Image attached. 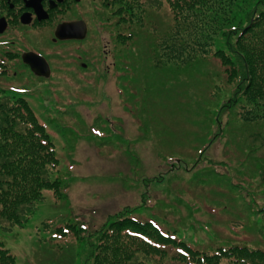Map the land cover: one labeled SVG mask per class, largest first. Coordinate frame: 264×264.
Returning <instances> with one entry per match:
<instances>
[{"label":"rangeland","instance_id":"obj_1","mask_svg":"<svg viewBox=\"0 0 264 264\" xmlns=\"http://www.w3.org/2000/svg\"><path fill=\"white\" fill-rule=\"evenodd\" d=\"M90 3V26L99 18L102 36L91 26L82 41H52L48 32L40 37L21 26L13 48L0 49V87L23 94L44 124L58 163L50 175L66 192L56 198L51 187L44 188L25 222L0 227V241L15 264H82L84 244L71 229L61 235L53 227L80 221L92 231L124 204L131 207L128 215L153 220L203 248L264 246L256 233L264 217L249 209L264 204V188L258 175L248 186L241 174L263 172L257 146L264 148V120L237 115L242 95L215 55L179 66L154 63L162 49L156 38L172 26L167 0L143 4L142 25L132 26L128 40L116 35L111 22L115 4ZM130 12L124 6V16ZM21 47L42 53L50 74L37 76L20 58L19 66L13 50ZM83 60L93 68L83 67ZM233 173L244 179L239 189L228 179ZM176 248L168 245V254Z\"/></svg>","mask_w":264,"mask_h":264},{"label":"trees","instance_id":"obj_2","mask_svg":"<svg viewBox=\"0 0 264 264\" xmlns=\"http://www.w3.org/2000/svg\"><path fill=\"white\" fill-rule=\"evenodd\" d=\"M104 1L108 7L115 4L111 22L116 27V35L128 40L132 37V26L142 25L143 4H154L160 0ZM167 2L172 12V26L169 32L156 38L155 45L158 43L162 49L154 56V63L170 61L179 66L196 56L215 55L223 74L236 81L235 88L242 95L237 115L245 121L264 120V0ZM124 6L131 9L129 15L124 16ZM238 94L234 99L238 100ZM257 147L264 154V148ZM249 149L251 151L255 147ZM245 155L247 161L252 160L251 155ZM57 165L53 141L27 98L23 94L8 93L0 87L2 230L25 222L35 210L44 188L51 187L56 198L66 195L61 180L50 175ZM259 171L263 172L257 174L252 169V175L242 171L241 174L248 186L252 184V176L258 175L262 191L264 164ZM232 175L228 179L234 180L232 183L239 189L244 179L236 180L237 174ZM249 209L264 217V204H251ZM129 210L130 206L122 205L92 231L86 230L80 221L70 220L64 222L65 225H55L53 229L61 235L71 229L76 241L84 244L82 264H164L165 255L173 261L171 264H264L262 245L232 242L203 248L161 229L153 220L128 215ZM241 223L243 227L245 223ZM45 225L42 227L48 228ZM256 228L264 244V222ZM247 240L260 241L257 238ZM168 245L177 247L171 255L168 254ZM0 264H15V256L1 241Z\"/></svg>","mask_w":264,"mask_h":264},{"label":"flooded vegetation","instance_id":"obj_3","mask_svg":"<svg viewBox=\"0 0 264 264\" xmlns=\"http://www.w3.org/2000/svg\"><path fill=\"white\" fill-rule=\"evenodd\" d=\"M91 1L107 6V4L103 3L102 0H0V26L3 24L2 29H0V41L2 42H0V49H2V47L9 49L16 44V39L20 37L22 38L21 35L23 34V31L20 29L21 26H24L27 30H35L40 37H43L44 33L48 32L49 36L51 35L52 41H82L85 39L84 37L91 26L95 29L98 36H102L105 28L102 23H98L101 21L99 18L90 26L92 17V13H90ZM101 8L103 10V7ZM101 13L102 12H99V15H101ZM64 21H70L73 23L77 22L75 26V33L80 32L82 28L81 22H83V25L85 26L84 36L80 38L76 37L65 39H58L55 37L54 31L56 29V25ZM10 30H12V33H10ZM2 37H5V39H2ZM31 50L36 51L32 48L23 49V47H21L19 51L16 49L13 50L14 60L20 58V60L25 63L23 61L22 54L24 51ZM36 52L43 55L39 51ZM84 58L86 59L85 56ZM15 62L18 63L19 66L23 65L19 60ZM90 62L91 61L88 63L87 60H83V67L92 69L93 65L92 62ZM25 64L31 70L30 65L27 63ZM16 71L17 70L12 69L13 73ZM36 75L44 77L42 74Z\"/></svg>","mask_w":264,"mask_h":264},{"label":"water","instance_id":"obj_4","mask_svg":"<svg viewBox=\"0 0 264 264\" xmlns=\"http://www.w3.org/2000/svg\"><path fill=\"white\" fill-rule=\"evenodd\" d=\"M82 23V28L79 33H75L76 30V23L70 22V21H64L61 23H58L56 25V29L54 31L55 37L58 38H65V37H83L85 34V26ZM5 26V25H4ZM2 26H0V29H2ZM23 60L28 63L31 67V69L36 72L37 74H49V66L48 62H46L44 56L41 54L35 52V51H24L22 54Z\"/></svg>","mask_w":264,"mask_h":264}]
</instances>
